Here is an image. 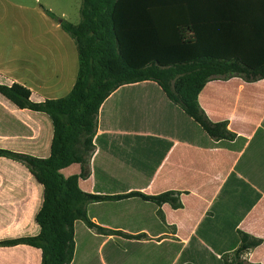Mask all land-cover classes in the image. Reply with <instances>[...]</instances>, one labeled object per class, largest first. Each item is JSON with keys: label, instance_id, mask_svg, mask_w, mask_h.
Here are the masks:
<instances>
[{"label": "crops", "instance_id": "obj_1", "mask_svg": "<svg viewBox=\"0 0 264 264\" xmlns=\"http://www.w3.org/2000/svg\"><path fill=\"white\" fill-rule=\"evenodd\" d=\"M251 1V7L220 9L209 0H176L195 36L183 47L175 45L174 27L157 16L159 1L119 0L115 16L124 18L115 28L122 54L133 67L202 55L239 56L261 66L264 0ZM12 5L7 18L0 15V29L19 31V39L10 43L12 58L0 55V83L25 86L35 102L67 97L78 77V49L46 11L64 20L66 14L50 1L37 10ZM41 31L46 36L40 40ZM198 101L210 121L228 123L233 141L214 148L190 142L186 127L179 126L178 107L153 82L123 87L105 102L86 158L87 176L78 184L85 193L108 198L88 204L92 226L75 223L72 264H93L96 252L101 264H223L240 247L241 233L261 241L242 260L264 264V79L214 80ZM53 137L47 114L20 109L0 93V149L46 159ZM83 172L80 163L60 171L65 178ZM168 191L181 193L182 208H159L139 196ZM43 200L44 187L26 166L0 157V242L39 235ZM0 264H42V251L0 246Z\"/></svg>", "mask_w": 264, "mask_h": 264}, {"label": "trees", "instance_id": "obj_2", "mask_svg": "<svg viewBox=\"0 0 264 264\" xmlns=\"http://www.w3.org/2000/svg\"><path fill=\"white\" fill-rule=\"evenodd\" d=\"M155 1L160 3L159 19L165 21L168 28L172 25L175 29V45L191 46L195 42L193 27L185 22L187 17L182 14L183 10L179 12L176 0H154V4ZM252 2L209 0V3L220 9L247 8L252 6ZM118 3L119 0H82L80 22L77 25L46 11L74 40L78 49V77L67 97L35 102L31 91L25 86L0 83V93L4 97L20 109L47 114L54 126L49 158H35L0 149V157L23 163L44 187L43 205L36 216L40 226L39 235L3 241L0 246L26 244L40 249L42 264H72L76 248L75 223L84 221L92 226L87 217L88 204L108 198L83 192L78 181L87 176L86 158L94 148L93 139L100 109L119 89L144 82L156 83L171 106L178 107L177 112L183 118V123L178 119L180 128L184 130L186 127L191 136L197 137L188 140L205 148H214L233 141L236 134L229 130L227 122L210 121L199 105L201 91L214 80L241 78L245 82L254 83L264 79V64L253 67L239 56H193L168 64L155 59L142 67H133L122 54V42L115 28L116 21L124 18L119 13V16H115ZM158 44L163 47L166 42L161 39ZM188 121L192 126L187 125ZM75 163L83 164L84 172L81 176L65 178L60 171ZM139 196L159 208L164 204L174 209L182 208L180 192ZM260 243V240L241 233V245L237 249L236 258L224 264H248L241 259L242 256Z\"/></svg>", "mask_w": 264, "mask_h": 264}, {"label": "rangeland", "instance_id": "obj_3", "mask_svg": "<svg viewBox=\"0 0 264 264\" xmlns=\"http://www.w3.org/2000/svg\"><path fill=\"white\" fill-rule=\"evenodd\" d=\"M48 1H50L52 4H54V7L59 12L66 14L65 20H67L70 23H73L75 25L79 24V22H80V8H81L82 0H9L10 3L6 0H0V15L1 16L5 15L6 11H9V12L15 11V8H13L14 6L12 5V4H14V2L27 6V9L32 8V10H37V9H39L40 5L47 4ZM27 14H28V12H27ZM5 16L7 18V15H5ZM34 18H35V12H33V20H34ZM56 22L57 21L54 20V23H56ZM43 23L44 22H42V20H40V22L38 24H43ZM3 28H4V26L0 29V55L3 57H6L9 54L8 57L12 58L13 57L12 53L15 52V49L13 48V45L11 44L12 50H10V48H9L10 43L15 39H19V37L18 38L16 37V36H18L19 31L18 32L4 31ZM62 33L65 35L66 39L73 42V40L66 33H64V32H62ZM36 35L38 37L41 36L40 40L44 39V37L46 36L44 34V32H42V31L40 33H36ZM22 53H23V51L19 54L18 59H20V60H21L20 55ZM76 53H77V50H76ZM22 63H23V60L18 62V64H22ZM5 81H7L6 83L10 82L7 79H5ZM187 125L189 127L192 126L190 121L187 122ZM196 129L201 131L200 128H196ZM182 134H184V132H182ZM184 135H186V137H189L190 139L191 138H197V137L191 136L190 133H185ZM103 254L105 255V251ZM236 256H237V250H235L230 255L225 256L223 258V264L226 263L227 261L228 262L233 261L236 258ZM99 261H100V255L98 252H96L94 254V258H93V264H101Z\"/></svg>", "mask_w": 264, "mask_h": 264}]
</instances>
